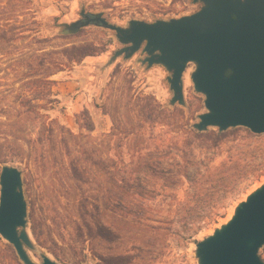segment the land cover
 <instances>
[{"label":"rangeland","instance_id":"rangeland-1","mask_svg":"<svg viewBox=\"0 0 264 264\" xmlns=\"http://www.w3.org/2000/svg\"><path fill=\"white\" fill-rule=\"evenodd\" d=\"M202 6L0 0V173H21L30 242L23 248L33 264L43 256L58 264H198L197 244L264 183V133L193 128L207 112L193 63L182 77L183 105H171L162 66L143 64L141 50L115 58L126 46L113 31L81 26L96 16L127 28ZM75 23L77 31L63 33ZM83 51L89 55L72 62ZM109 190L121 195L117 207L105 201ZM258 255L264 263V247ZM0 264H24L1 235Z\"/></svg>","mask_w":264,"mask_h":264},{"label":"water","instance_id":"water-1","mask_svg":"<svg viewBox=\"0 0 264 264\" xmlns=\"http://www.w3.org/2000/svg\"><path fill=\"white\" fill-rule=\"evenodd\" d=\"M199 11L168 21H130L127 28L100 17H85L81 26L95 23L115 33L126 47L115 53L145 55L143 64L162 66L172 92L170 104L183 105L182 77L189 63L194 91L204 96L206 113L193 125L198 132L243 127L264 133V0H192ZM75 23L64 34L77 31ZM113 58V60L115 59ZM233 217L212 236L197 244L198 264H264V183L234 209ZM27 207L21 173L3 167L0 173V235L13 246L24 264H33L23 245ZM21 230V231H19ZM42 264H58L43 256Z\"/></svg>","mask_w":264,"mask_h":264},{"label":"trees","instance_id":"trees-1","mask_svg":"<svg viewBox=\"0 0 264 264\" xmlns=\"http://www.w3.org/2000/svg\"><path fill=\"white\" fill-rule=\"evenodd\" d=\"M84 52H85V51L81 52V57H80L79 59L72 60V62H81L82 59H83L84 57H86V56L89 55V53H87V52L84 53ZM60 66H61V65H60ZM59 68H62V67H59ZM62 70H63V69H58V71H62ZM195 131H196V130H195ZM197 132H198V131H197ZM197 134H198V133H197ZM86 156H87V155H86ZM86 158L88 159V156H87ZM71 170H72V172H73V175L76 174V177H77V178H79V179L83 178L81 172L79 173L78 171H76V169H75L73 166L71 167ZM109 177H110V178H109L110 183L112 184V186H113L115 189H117V188L115 187L114 184H118V183H120V180H119V181L116 180L115 177H114V175H111V174H110ZM122 181H123V180H122ZM122 181H121V182H122ZM134 195H136V194H134ZM121 200H122V199H121V195H120V193L112 192L111 190L107 191L105 201H106L108 204H110V205H114L115 207H117V206L120 204Z\"/></svg>","mask_w":264,"mask_h":264},{"label":"bare ground","instance_id":"bare-ground-1","mask_svg":"<svg viewBox=\"0 0 264 264\" xmlns=\"http://www.w3.org/2000/svg\"><path fill=\"white\" fill-rule=\"evenodd\" d=\"M257 190H258V189H257ZM230 213H231V212H230ZM234 213H235V212H232V213L230 214L229 219H228L227 221H229V220L233 217Z\"/></svg>","mask_w":264,"mask_h":264}]
</instances>
